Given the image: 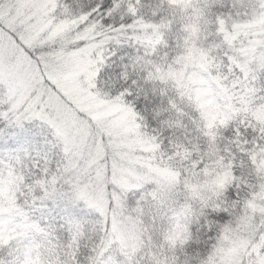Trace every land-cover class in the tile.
<instances>
[{
	"label": "snow or ice",
	"instance_id": "6c2138e0",
	"mask_svg": "<svg viewBox=\"0 0 264 264\" xmlns=\"http://www.w3.org/2000/svg\"><path fill=\"white\" fill-rule=\"evenodd\" d=\"M0 264H264V0H0Z\"/></svg>",
	"mask_w": 264,
	"mask_h": 264
}]
</instances>
